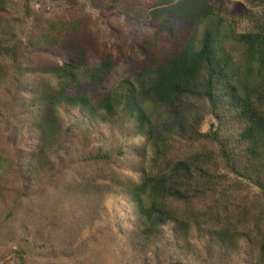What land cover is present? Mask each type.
<instances>
[{"label":"trees","instance_id":"1","mask_svg":"<svg viewBox=\"0 0 264 264\" xmlns=\"http://www.w3.org/2000/svg\"><path fill=\"white\" fill-rule=\"evenodd\" d=\"M78 1L81 0L68 3ZM106 1L113 9L124 0ZM153 2L143 25L158 26L159 32L175 36L177 23H184L187 35L182 45L174 50L155 34L133 71L134 83L123 85L119 92L96 103L88 96L84 80L101 86L115 69L114 55L106 52L97 67L89 65L97 38L81 33L87 30L82 20L54 22L23 49L0 43V86L9 69L17 71L28 55L40 59L27 64L39 73L40 81L32 103L25 108L28 128L37 136V147L24 174L31 184L50 180L58 169L78 163V155L81 162H101L108 168L114 164L113 152L121 154L122 144L113 152L97 148L83 157L79 146L71 144L76 133L83 141H89L93 125H99L111 127L121 143L131 137L145 138L151 132L147 101L173 108L177 114L182 100L192 97L200 103L201 120L210 115L216 121L217 125L206 134L192 131L195 141L213 148L212 156L202 157V165L197 166V155L190 154L172 161L162 178L144 174L140 182L129 184L128 193L137 210L133 253L139 264H171L164 251L175 246L164 241L162 235L165 226L173 225V238L181 245L176 248V264H264V26L238 39L244 50V70L220 47L222 16L229 13L224 12L223 4L213 5L210 0ZM252 2L264 5V0ZM3 5L4 0H0V18L5 14ZM124 13L130 18L128 11ZM135 15L143 18L141 13ZM137 16L133 15L135 19ZM215 19L218 23L213 25L211 21ZM65 34L66 40L62 39ZM12 38L16 36L13 34ZM155 45L170 50L166 57L149 53ZM70 50H76L73 57ZM41 58L46 59L41 62ZM63 107L76 113V117L64 113ZM2 110L0 99V115ZM189 129L183 126L184 131ZM130 149L137 152L135 146ZM11 162L0 155V168L8 169ZM79 185L71 191L77 201L97 202L112 188L108 179L92 174ZM253 188L257 193H252ZM27 197L24 191L17 193L15 203ZM233 210L246 221V229L240 235L225 229V216ZM40 214L43 222L50 218L44 212ZM198 222L205 226L197 234L198 241L193 242L191 232ZM52 223L49 220V225ZM85 227L87 218L82 229ZM259 237L263 243L257 249ZM16 254L18 263L25 264L24 252Z\"/></svg>","mask_w":264,"mask_h":264},{"label":"rangeland","instance_id":"2","mask_svg":"<svg viewBox=\"0 0 264 264\" xmlns=\"http://www.w3.org/2000/svg\"><path fill=\"white\" fill-rule=\"evenodd\" d=\"M69 1L4 0L0 43L11 49H20L21 46L23 49L35 35L48 31L54 22L82 20L87 30L84 32L83 29L81 33L85 36L93 34L97 38V47L91 49L89 65L97 67L106 52H111L115 61L113 73L101 86H92L84 80L88 96L95 103L119 92L123 85L134 83L133 71L140 65L147 42H153L155 34L158 33L161 42L171 45L174 50L182 45L187 35L184 23H177L178 33L175 36L159 32L158 26L143 25L145 21L142 20L147 19L153 9V0H124L113 9L109 8L106 0ZM210 1L213 5L223 4L224 12H229L222 16L220 47L245 70L244 50L238 39L264 26V5L255 4L252 0ZM125 11L129 12L130 18L124 15ZM139 13L143 18L135 15ZM211 23L216 25L218 20ZM13 34L16 38H12ZM67 38V34L62 35V39ZM149 50L159 58L166 57L170 51L157 45ZM75 54L76 50H70L71 57ZM31 56L28 55L18 65L17 71L9 69V75L0 86L3 104L0 155L12 160L8 169L0 168V264H19L16 253L20 251L24 252L25 264H139L131 243L137 210L128 193L129 184L140 182L144 174L162 178L172 161L190 154L197 155L196 165L201 166V158L211 157L213 148L195 141L192 131L208 133L212 126L217 125L215 119L209 115L201 120L200 103L192 97L182 100L177 114L173 108L147 101L146 108L151 118L148 129L151 132L145 138L131 137L121 143L119 134L111 127L99 125H93L89 141H83L79 133L74 135L71 144L79 146L83 157L97 148L113 152L122 144L121 154L113 152V165L105 168L101 162H81L78 155V163L72 167L60 168L50 180L31 184L24 172L37 147V136L28 128L25 108L32 103L40 81L39 73L33 71L32 64L27 65L38 63L40 59ZM46 58L49 59L50 55ZM46 58H41V62ZM11 66L8 65L9 68ZM27 67L29 71H26ZM62 111L76 117V113L66 107ZM183 126L190 129L184 131ZM19 129L27 131L22 133ZM19 133L22 135L19 136ZM132 146L137 147L136 153L130 149ZM91 174L108 179L111 190L97 202L73 199L72 188L89 180ZM22 191L28 197L15 203L16 194ZM252 193L257 191L253 188ZM40 212L50 218L43 222ZM85 218L88 219V227L82 229ZM49 220L53 221L52 225H49ZM225 221V229L233 235H240L247 226L242 214L236 210L227 213ZM197 224L191 232L193 242L198 241L197 234L205 226L201 222ZM172 229L173 225L165 226L162 238L175 248L166 249L164 256L171 264H176L179 255L176 248L181 245L174 240ZM262 243L259 237L257 249ZM186 264L197 263L189 261Z\"/></svg>","mask_w":264,"mask_h":264}]
</instances>
